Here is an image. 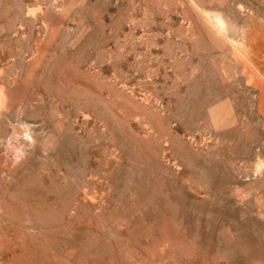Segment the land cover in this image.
<instances>
[{
  "label": "rangeland",
  "instance_id": "1",
  "mask_svg": "<svg viewBox=\"0 0 264 264\" xmlns=\"http://www.w3.org/2000/svg\"><path fill=\"white\" fill-rule=\"evenodd\" d=\"M216 13L264 79V0H0L1 264H264L260 87Z\"/></svg>",
  "mask_w": 264,
  "mask_h": 264
},
{
  "label": "bare ground",
  "instance_id": "2",
  "mask_svg": "<svg viewBox=\"0 0 264 264\" xmlns=\"http://www.w3.org/2000/svg\"><path fill=\"white\" fill-rule=\"evenodd\" d=\"M198 6V5H197ZM219 13V12H218ZM204 14V13H203ZM210 16V15H209ZM206 17V16H205ZM212 17V19L210 20L211 22H210V25L212 24L213 25V27H214V31H215V35H216V32H217V35L219 34V35H221V36H223V38H224V42H226V43H228L229 45H230V47H231V55H232V57L235 59V62H237L238 63V65H240V67H241V69H242V75H243V77L249 82V81H252V82H254V84L256 85H259V86H257V87H260L259 89H260V107H261V109H262V111L264 112V79H262V77L260 76V74L261 73H259V71H260V68H261V65H260V62H259V60L260 59H258L257 58V55H258V41L254 38V37H249L246 41L245 40H240V42H238L237 40V42H234V39L233 38H231L230 36H228L229 34L230 35H233V34H237V30H235V28H234V33L233 34H231V32L228 34V35H226L225 34V32L227 31L226 29H227V26H226V22H225V19L222 17V15H220V14H215L214 16H211ZM229 17V16H228ZM204 18V17H203ZM209 19H210V17H208ZM208 18H206L207 20H208ZM206 20V21H207ZM228 22V21H227ZM229 24V23H228ZM230 26H232V25H230ZM236 26V25H235ZM244 33V32H243ZM235 34V35H236ZM237 36V35H236ZM218 37V36H217ZM219 38H221V37H219ZM222 38V39H223ZM238 39V38H237ZM263 58H264V56H263ZM263 66V65H262ZM259 74V75H258ZM240 77V76H239ZM251 82V83H252ZM3 88V87H2ZM6 88V87H5ZM5 88L3 89V91L2 90H0V98L5 102V104L7 105L6 107H5V109H8L10 106H11V104H10V102H8L9 100H10V97H7V95H6V93L7 92H10V91H8V90H10V89H6L5 90ZM7 91V92H5V91ZM10 94V93H9ZM8 98H9V100H8ZM0 99V102H2V100ZM231 103V102H230ZM1 104V103H0ZM2 104H4V103H2ZM10 104V106H8ZM2 107H4V106H2ZM260 109V110H261ZM3 111V110H2ZM8 111V110H7ZM10 112V111H9ZM8 112V113H9ZM4 113V112H3ZM2 113V114H3ZM5 113H6V110H5ZM5 113H4V115H5ZM8 113H6V114H8ZM226 113V112H225ZM1 114V115H2ZM8 115H10V114H8ZM263 115V114H262ZM8 117V116H7ZM6 117V118H7ZM10 117V116H9ZM213 117V116H212ZM7 122V121H6ZM10 124H11V122H10ZM10 124H8L9 125V127H10ZM216 125H217V123H216ZM218 126V125H217ZM10 129H11V127H10ZM5 130H9V128H6ZM10 131V130H9ZM7 131H5V133H6ZM4 133V134H5ZM8 133V132H7ZM7 133H6V136H7ZM5 136V137H6ZM2 137H3V135H2ZM2 137H0V138H2ZM5 139V138H4ZM1 140V139H0ZM3 140V139H2ZM6 141V142H5ZM2 142H4L5 143V149H4V151L6 150L8 153L11 151L10 150V148L11 147H14V145L12 146V142H14V139H13V141H12V139H11V137L9 136L6 140H4V141H2ZM3 143V144H4ZM1 142H0V147H1ZM4 148V147H3ZM1 150H2V148H1ZM2 152L3 154L5 153V152ZM1 154V153H0ZM6 154V153H5ZM4 154V155H5ZM2 155V154H1ZM0 155V156H1ZM3 155V156H4ZM8 157V156H7ZM3 159H4V157H3ZM3 159H1V160H3ZM6 160H7V165L5 166V168H4V172L6 173V171H8V169H9V166H10V158H6ZM3 162V161H2ZM1 162V163H2ZM0 163V164H1ZM4 163V162H3ZM10 163V164H9ZM2 165V164H1ZM0 165V166H1ZM4 165V164H3ZM9 165V166H8ZM13 167V166H12ZM257 169H261V166H260V168H259V166L257 167ZM0 171H2V170H0ZM3 171H2V174L4 173ZM10 174V176H11V171L9 172ZM257 173V172H256ZM262 174V173H261ZM2 176V175H1ZM5 176V175H4ZM3 177V176H2ZM5 178V177H4ZM11 178V177H10ZM10 178H8V179H10ZM1 179V178H0ZM11 179H13V178H11ZM10 179V180H11ZM3 180V179H2ZM12 181V180H11ZM11 181L10 182H8V185H9V183H11ZM14 181V180H13ZM1 183V182H0ZM2 183H4L3 181H2ZM12 185V184H11ZM1 186V185H0ZM4 186H7V185H4ZM10 187V186H9ZM9 187H6V188H4V194H6V192H8V191H6V189H9ZM11 188V187H10ZM1 190H2V188H1ZM11 190V189H10ZM2 192H3V190H2ZM9 193V192H8ZM12 192H10V194H11ZM13 194V193H12ZM4 196V195H3ZM6 196V195H5ZM12 198L13 197V195L12 196H10V195H8V199H10V198ZM1 199V198H0ZM16 199V198H15ZM3 201V200H2ZM8 202H10V201H8ZM11 202H12V200H11ZM10 202V203H11ZM0 203H1V201H0ZM10 203H9V205H10ZM5 204V203H4ZM3 205V204H2ZM1 206V205H0ZM6 206V205H5ZM4 205H3V207L2 208H4L5 207ZM2 208H0L1 210H2ZM0 210V211H1ZM7 210V209H6ZM10 210H12V209H10ZM4 212H5V210H4ZM3 212V213H4ZM10 212V211H9ZM1 213H2V211H1ZM14 213V212H13ZM5 214V213H4ZM11 214H12V211H11ZM1 215H3V214H0V216ZM6 215H8V214H6ZM27 215V214H26ZM5 216V215H4ZM10 215H8V217H9ZM2 217V216H1ZM5 217H7V216H5ZM4 217V218H5ZM27 217V216H26ZM12 219H13V217H12ZM29 219V218H28ZM10 220V219H9ZM10 223V222H9ZM31 223V222H30ZM26 224V223H25ZM0 225H1V223H0ZM4 224H2V226H3ZM8 227V226H7ZM2 228V227H1ZM5 228V227H4ZM22 228V227H21ZM41 230V229H40ZM2 231V230H1ZM3 231H4V229H3ZM51 231V230H50ZM8 232V231H7ZM7 232L5 231V235L7 234ZM26 233H27V231H26ZM13 234V233H12ZM11 234V235H12ZM1 235V234H0ZM3 235V234H2ZM1 235V236H2ZM17 236V235H16ZM15 236V237H16ZM28 236V235H27ZM5 238H6V236H5ZM10 238V237H9ZM13 238V237H12ZM11 238V239H12ZM17 238V237H16ZM1 239L2 238H0V242H1ZM4 239V238H3ZM2 239V241H4ZM19 239V238H18ZM8 240V239H7ZM10 240V239H9ZM15 240H17V239H15ZM22 240V239H21ZM23 241H25V240H23ZM7 242H9V241H7ZM6 242V243H7ZM12 242V241H11ZM14 242V241H13ZM16 242H18V244H19V241H16ZM2 244H3V242H1ZM5 243V244H6ZM24 243L25 242H23V245H24ZM9 244L10 243H8L7 245L9 246ZM12 244V243H11ZM22 244V243H21ZM1 246V245H0ZM6 246V245H5ZM19 246V245H18ZM10 247V246H9ZM21 247H23L22 245H21ZM2 248H4V244H3V247H1V249ZM17 248V247H16ZM28 248V247H27ZM11 249V248H10ZM9 249V250H10ZM5 250H7L6 248H5ZM4 250V251H5ZM9 250H8V252H9ZM25 251H26V249H24ZM29 250H30V248H29ZM1 251V250H0ZM6 252V251H5ZM7 253V252H6ZM10 253V252H9ZM14 254H16L15 253V251H14ZM23 254V253H22ZM22 254H20V255H22ZM19 255V256H20ZM12 256H13V254H12ZM27 256V255H26ZM1 257V256H0ZM2 258V257H1ZM26 258V257H25ZM55 258V257H54ZM10 259V258H9ZM17 259V258H16ZM21 259H23V257L21 258ZM3 261V260H2ZM97 261V260H96ZM5 262V261H4ZM2 263V262H1ZM0 263V264H1ZM10 263V262H9ZM17 263V262H16ZM37 263V262H36ZM100 263V262H99ZM5 264V263H4ZM7 264V263H6Z\"/></svg>",
  "mask_w": 264,
  "mask_h": 264
}]
</instances>
